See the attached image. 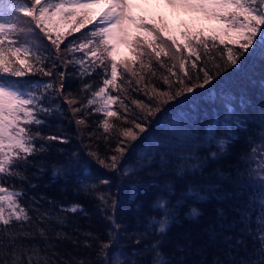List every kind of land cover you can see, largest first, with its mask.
I'll use <instances>...</instances> for the list:
<instances>
[{"label":"trees","instance_id":"obj_1","mask_svg":"<svg viewBox=\"0 0 264 264\" xmlns=\"http://www.w3.org/2000/svg\"><path fill=\"white\" fill-rule=\"evenodd\" d=\"M139 17L150 25L160 24L158 18ZM190 23L185 29L215 27ZM58 27L65 31L71 25L64 22ZM89 28L91 25H86L81 32ZM36 34L51 49L43 34L38 30ZM73 38L79 39L81 34L67 36L65 43ZM215 44L213 47L209 40L207 50L199 47L202 59L191 57L185 69L195 77L198 69L192 67L193 61L208 68L213 73L210 83L199 87L203 77L200 73L201 80L193 81L197 86L192 93L161 103V111L148 118L145 131L130 141L131 147L123 156L114 150L119 140L126 139L123 127L132 125L109 118L113 127L106 133L102 114L72 112L80 102H86L87 94L80 91L76 67L63 66L67 54L61 52L57 64L59 71L66 72L63 95L48 93L58 98L54 102L46 99L44 106L57 110L51 115L41 114L46 124L32 126L39 127L42 136L58 139L37 138V147L42 144L44 148L28 157L30 163L21 169L24 179L8 181L26 193L20 199L29 220H13L7 231L0 224V264H13V252L19 257L15 264H101L107 259L101 255L102 244L117 240L113 250L126 254V260L119 257L125 264H153L156 251L170 264H228L259 246L258 229L264 218V52L250 47L237 65H227L226 49L219 40ZM218 49L225 53L224 60ZM161 61L165 67L154 56L150 68L137 64L135 71L140 76L126 74L131 86L121 80L125 91L111 93L128 105L129 120L135 114L143 116L134 100L154 104L146 93L155 96L154 88L167 90L164 77L175 83L176 77L168 71L173 61L163 56ZM148 63L145 57L144 64ZM173 71L183 76L179 64ZM11 79L58 85L55 71L53 77L26 73ZM94 79L98 82V77ZM65 97L77 102L69 105ZM113 108L125 115L123 105L115 104ZM78 118H84L85 123L78 125ZM209 131L215 132L214 139L205 135ZM220 140L225 141L223 152L219 150ZM213 152L218 154L213 157ZM111 155L117 156L122 166L119 171L98 162L97 157L107 160ZM197 164L200 166L192 167ZM105 179L109 182L102 183ZM159 197L166 198L172 210L163 235L150 226L153 219L165 215L154 207ZM73 205L79 206L76 212L64 210ZM192 209L199 214L191 215ZM113 221L119 229L114 228ZM157 241L154 250L152 245Z\"/></svg>","mask_w":264,"mask_h":264},{"label":"snow or ice","instance_id":"obj_2","mask_svg":"<svg viewBox=\"0 0 264 264\" xmlns=\"http://www.w3.org/2000/svg\"><path fill=\"white\" fill-rule=\"evenodd\" d=\"M165 2L199 13L204 20L215 21L217 26L184 31L178 41L175 36L164 35L166 32L164 26H149L142 17L135 16L129 0H0V224L5 226L4 231H7V226L13 220H29L28 211L20 199L26 193L9 184V179H24L21 169L30 163L28 157L44 148L42 144L37 147V138L58 139L55 136L44 137L39 127L34 129L32 126L46 124L41 114L51 115L57 110L44 106L43 101L46 99L54 102L58 98L49 97L48 93L56 92L63 95L66 72L59 71L60 66L57 64L61 59V52L67 54L63 66L65 69L69 64L76 67V75L82 85L80 91L87 94L86 102H80L78 107L72 108V112L74 114L83 112L85 116L91 113L102 114L104 119L101 123L106 133L113 127L109 123V118L123 119L125 123L132 125L123 127L122 136L126 139L119 140L114 150L121 156L129 151L130 141H135L139 133L145 131L148 118L161 111V103L176 100L185 92L192 93L197 86L193 81L201 80L200 73H203V77L199 87L208 85L213 79V73L206 67H200L195 61L192 63V67L198 69L195 77L185 70L191 57H196V60L202 59L199 47L207 50L209 40L213 42V47L219 40V44L226 49L227 65H237L239 58L250 47L253 50L259 47L264 52V0H165ZM96 5H103V11L95 13ZM16 14H22L27 18V22L22 25ZM64 22L70 23V30L59 29L58 25ZM86 25H91V28L86 33L81 32ZM129 26L135 31L130 32ZM36 30L50 42L51 49L42 44ZM73 33H80L81 38H73L65 43L67 36ZM113 41L126 44L132 54L131 59L117 60L116 43ZM62 44L65 45L63 48ZM218 51H221L220 59L224 60L225 53L220 49ZM74 53L82 55L76 57ZM152 56L161 62L162 67L166 66L161 61L162 56L169 60H178L183 76L173 71L175 64L168 67V71L176 77L175 83L169 77H164V84L169 86L167 90L160 91L154 88L155 96L146 93L149 100L155 101L154 104L134 100L133 103L140 108L143 116L135 114L134 118L129 120L128 105L119 95L111 93L124 92L125 89L119 82L127 80L126 74L129 73L139 77L140 73L135 71V66L139 64L141 68H150ZM145 57L149 61L147 65L144 64ZM215 67L219 69L220 64L217 63ZM54 71L58 85L43 80L21 82L18 79H11L23 77L26 73L53 77ZM96 77L98 82L94 79ZM127 83L131 86L130 80H127ZM165 97L167 99H164ZM65 102L71 105L77 101L65 97ZM115 104L123 105L124 116L113 108ZM76 123L84 124L85 119L78 118ZM205 135L210 140L215 138L214 131L206 132ZM224 147L225 141L220 140V152H223ZM90 154L96 156V153ZM217 154L213 152L211 156L215 157ZM97 159L101 165L113 171H119L122 167L116 155H111L107 160L99 157ZM199 166L192 165L193 168ZM101 182L109 181L105 179ZM168 203L164 197L157 199L154 207L163 210L165 215L160 220L153 219L150 222L152 230L161 235L166 233L170 223L168 216L172 210L168 209ZM179 203L180 201H177V204ZM78 208V205H73L64 210L76 212ZM198 214L196 209H192L191 215ZM113 224L115 229H119V224L115 221ZM157 224L159 227H156ZM258 230L261 233L259 246L246 257L239 260L233 258L228 264H264V218H261ZM256 239L253 236V240ZM11 242L10 240L9 243ZM117 242L118 240L102 244L101 255H106L107 259L102 260L101 264H125L119 257L123 256L126 260V254L122 250H113ZM158 244L159 241L154 243L152 248L157 249ZM11 256L15 264L19 257L15 252L11 253ZM253 256L257 258L253 259ZM4 264H7V261ZM153 264H170V261L156 251ZM217 264L221 262L218 261Z\"/></svg>","mask_w":264,"mask_h":264},{"label":"rangeland","instance_id":"obj_3","mask_svg":"<svg viewBox=\"0 0 264 264\" xmlns=\"http://www.w3.org/2000/svg\"><path fill=\"white\" fill-rule=\"evenodd\" d=\"M129 3L132 5V12L135 16L139 17V15L142 14L143 17H147L149 20L158 18L160 24L155 23L154 25L164 26L166 28L164 35L175 36L178 41L180 40L181 33L189 30L185 29V27L192 24L190 22L194 21L209 27H212V25H215V27L217 26L215 21L204 20L199 13L192 12L179 6L169 5L165 0H129ZM103 8V5H96L94 6V12L100 13L103 11ZM20 15L18 16L19 22L22 24L27 18H24L22 14ZM146 24L152 26L148 24V22H146ZM129 31L134 32L135 30L129 26ZM113 43L116 42L113 41ZM131 57L132 54L126 44L116 43L117 60L125 58L131 59ZM170 61H173L176 65L179 64V61L176 59Z\"/></svg>","mask_w":264,"mask_h":264}]
</instances>
